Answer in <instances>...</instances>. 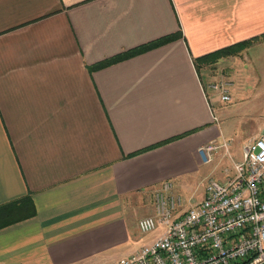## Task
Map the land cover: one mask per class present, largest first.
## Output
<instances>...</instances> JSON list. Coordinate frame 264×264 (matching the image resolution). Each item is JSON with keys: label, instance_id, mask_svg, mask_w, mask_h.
Segmentation results:
<instances>
[{"label": "crops", "instance_id": "0c3cea01", "mask_svg": "<svg viewBox=\"0 0 264 264\" xmlns=\"http://www.w3.org/2000/svg\"><path fill=\"white\" fill-rule=\"evenodd\" d=\"M262 34L264 0H0V264L144 245L154 191L191 200L209 174L196 150L222 135L203 84L251 46L195 60Z\"/></svg>", "mask_w": 264, "mask_h": 264}, {"label": "built area", "instance_id": "2783aa9c", "mask_svg": "<svg viewBox=\"0 0 264 264\" xmlns=\"http://www.w3.org/2000/svg\"><path fill=\"white\" fill-rule=\"evenodd\" d=\"M203 85L219 102L229 101L225 73ZM217 149L210 141L196 151L206 164ZM222 174L207 179L202 200L185 210L163 182L153 193V216L136 222L140 233L156 226L161 233L115 264H264V136L242 145L240 159Z\"/></svg>", "mask_w": 264, "mask_h": 264}, {"label": "rangeland", "instance_id": "374dc122", "mask_svg": "<svg viewBox=\"0 0 264 264\" xmlns=\"http://www.w3.org/2000/svg\"><path fill=\"white\" fill-rule=\"evenodd\" d=\"M225 75L230 80L229 101L212 100V111L218 118L222 138L217 144H226V150L220 148L213 152V160L205 168L209 169L206 179L191 196V200H180V210L195 205L202 198L207 179L223 180L222 171L229 170L231 163L240 159L241 147L245 143L264 136V45L254 44L230 61ZM228 154V156H227ZM208 173V172H207ZM162 231V227L149 233L135 230L140 244H146Z\"/></svg>", "mask_w": 264, "mask_h": 264}, {"label": "trees", "instance_id": "16d2710c", "mask_svg": "<svg viewBox=\"0 0 264 264\" xmlns=\"http://www.w3.org/2000/svg\"><path fill=\"white\" fill-rule=\"evenodd\" d=\"M263 36L264 35L262 34L260 36L250 38L248 40L233 44V45L228 46V47H226L224 49L215 51L213 53L207 54V55H205L203 57H200V58L196 59L195 62H194L196 71L198 70L199 66L202 67L203 65H206V64L208 65V63H212L214 61H217L219 58H224V57L227 58V57L235 56L239 52L249 48L251 45L262 41L263 40V38H262ZM167 39H168V37H163L161 39H158V40L153 41L151 43H148L146 45L140 46L138 48H135L133 50L125 52V53H123L121 55L113 57V58L103 62L101 65H106V64H109V63H112V62H116V61L121 60V59H123L125 57L134 55V54H136L138 52H141V51H143L145 49L160 45V44L164 43Z\"/></svg>", "mask_w": 264, "mask_h": 264}]
</instances>
